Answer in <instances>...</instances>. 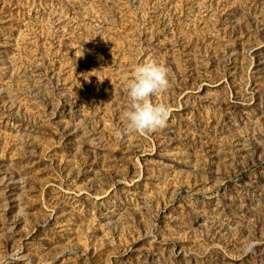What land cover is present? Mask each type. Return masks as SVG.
Returning <instances> with one entry per match:
<instances>
[{
	"label": "rangeland",
	"instance_id": "374dc122",
	"mask_svg": "<svg viewBox=\"0 0 264 264\" xmlns=\"http://www.w3.org/2000/svg\"><path fill=\"white\" fill-rule=\"evenodd\" d=\"M0 264H264V0H0Z\"/></svg>",
	"mask_w": 264,
	"mask_h": 264
},
{
	"label": "clouds",
	"instance_id": "9594fccd",
	"mask_svg": "<svg viewBox=\"0 0 264 264\" xmlns=\"http://www.w3.org/2000/svg\"><path fill=\"white\" fill-rule=\"evenodd\" d=\"M124 87L130 107L123 113V117L129 131L145 134L166 125L170 116L169 108L162 103L154 104L150 99L169 87L165 66L155 60L137 64L131 77H124Z\"/></svg>",
	"mask_w": 264,
	"mask_h": 264
}]
</instances>
